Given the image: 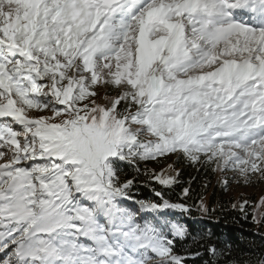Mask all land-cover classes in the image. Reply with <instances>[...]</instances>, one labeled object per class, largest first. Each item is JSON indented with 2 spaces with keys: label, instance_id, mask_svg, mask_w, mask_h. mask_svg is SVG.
<instances>
[{
  "label": "snow or ice",
  "instance_id": "snow-or-ice-1",
  "mask_svg": "<svg viewBox=\"0 0 264 264\" xmlns=\"http://www.w3.org/2000/svg\"><path fill=\"white\" fill-rule=\"evenodd\" d=\"M184 167L264 186V0H0V264H264Z\"/></svg>",
  "mask_w": 264,
  "mask_h": 264
},
{
  "label": "trees",
  "instance_id": "trees-1",
  "mask_svg": "<svg viewBox=\"0 0 264 264\" xmlns=\"http://www.w3.org/2000/svg\"><path fill=\"white\" fill-rule=\"evenodd\" d=\"M169 162L171 161L156 166L155 170L158 171L159 168ZM178 170L181 172V180L185 186H188L191 180V186L197 192L202 190L201 185L209 184L204 198L213 206H218L219 203L228 204L230 198L226 196V193H221L220 186L217 183L218 177L209 176L203 172L197 173L187 167ZM138 195L147 198L151 195V192L149 189L141 188ZM188 224L194 232L202 229L205 232H211L213 240L230 242L233 245L234 254L240 256L241 259L246 260L255 252L264 253V229H258L250 223L238 221L227 213L220 214L212 219L198 217L197 221L189 220Z\"/></svg>",
  "mask_w": 264,
  "mask_h": 264
},
{
  "label": "rangeland",
  "instance_id": "rangeland-1",
  "mask_svg": "<svg viewBox=\"0 0 264 264\" xmlns=\"http://www.w3.org/2000/svg\"><path fill=\"white\" fill-rule=\"evenodd\" d=\"M166 167H167V164L159 168L158 171ZM262 194H264V186L247 187V188H237L233 186L232 188L229 189V192L226 193V196L229 197L231 200H235L237 196L239 195L244 198H248V199L255 201V200H258Z\"/></svg>",
  "mask_w": 264,
  "mask_h": 264
}]
</instances>
